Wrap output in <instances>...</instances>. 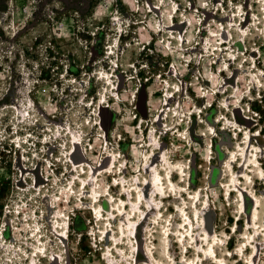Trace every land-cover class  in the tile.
<instances>
[{
	"label": "rangeland",
	"instance_id": "1",
	"mask_svg": "<svg viewBox=\"0 0 264 264\" xmlns=\"http://www.w3.org/2000/svg\"><path fill=\"white\" fill-rule=\"evenodd\" d=\"M250 165L264 0H0V264H264Z\"/></svg>",
	"mask_w": 264,
	"mask_h": 264
},
{
	"label": "bare ground",
	"instance_id": "2",
	"mask_svg": "<svg viewBox=\"0 0 264 264\" xmlns=\"http://www.w3.org/2000/svg\"><path fill=\"white\" fill-rule=\"evenodd\" d=\"M251 138H252V135H251ZM251 144H249V146H250ZM257 160L255 159L254 160V162H256ZM250 167L253 169V170H255V171H260V172H264V169L262 168V169H260V167L259 166H252V165H250ZM159 177H160V174L158 175H153L152 176V179L151 180H148L147 181V186L150 188L151 187V189H152V191H157V189H160V187L159 186H161V185H159ZM155 180V182L153 183V181ZM168 186H170V184H175L174 183V180L172 179V178H170L169 179V181H168ZM139 194L144 198L143 200H146L147 202H151L152 201V199L150 198V195H146V192H143V191H139ZM243 194H244V196H245V200L246 199H251V200H253L254 201V205H253V210H252V213H253V216H254V214H256L257 215V217H259V214H260V211H259V209H260V207H261V201L258 199V196L257 195H253L252 194V192H248L247 190H245V191H243ZM139 198V197H138ZM257 198V199H256ZM121 199V198H120ZM135 199V198H134ZM96 209H97V207H96ZM119 209L121 210L122 208H121V206H119ZM152 209H154V206H152ZM255 215V216H256ZM254 218V217H253ZM127 225H129V224H127ZM123 228V227H122ZM63 230V229H62ZM38 236H39V233H37V235H35L34 236V238H36L38 241H40V242H42L39 238H38ZM64 238V237H63ZM256 240H254V242H255ZM254 242H252V243H254ZM41 247H43V246H41V245H38V246H35V248L37 249V248H40L41 249ZM213 249H214V247H213Z\"/></svg>",
	"mask_w": 264,
	"mask_h": 264
}]
</instances>
